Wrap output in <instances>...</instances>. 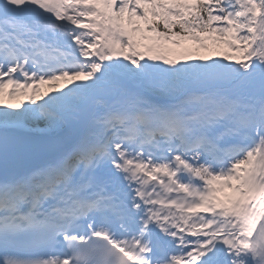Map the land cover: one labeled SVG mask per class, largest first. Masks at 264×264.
<instances>
[{
  "label": "snow or ice",
  "instance_id": "snow-or-ice-1",
  "mask_svg": "<svg viewBox=\"0 0 264 264\" xmlns=\"http://www.w3.org/2000/svg\"><path fill=\"white\" fill-rule=\"evenodd\" d=\"M0 264H264V0H0Z\"/></svg>",
  "mask_w": 264,
  "mask_h": 264
},
{
  "label": "rangeland",
  "instance_id": "rangeland-1",
  "mask_svg": "<svg viewBox=\"0 0 264 264\" xmlns=\"http://www.w3.org/2000/svg\"><path fill=\"white\" fill-rule=\"evenodd\" d=\"M208 43H209V47L202 48L199 45H196L194 42H189L188 43V50L195 52V53H198V54H209V55H213V56H215L216 53H221V52L227 51V49L223 45L215 46V45H212L210 42H208ZM184 50L185 49H183V48H179L176 50V54H178ZM6 102H8V99Z\"/></svg>",
  "mask_w": 264,
  "mask_h": 264
}]
</instances>
